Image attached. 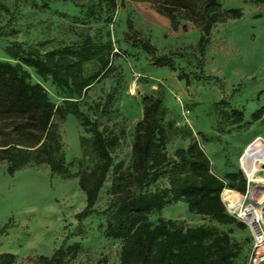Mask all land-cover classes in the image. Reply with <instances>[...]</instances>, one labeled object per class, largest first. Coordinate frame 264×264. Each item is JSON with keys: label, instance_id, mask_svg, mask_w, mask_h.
<instances>
[{"label": "rangeland", "instance_id": "obj_1", "mask_svg": "<svg viewBox=\"0 0 264 264\" xmlns=\"http://www.w3.org/2000/svg\"><path fill=\"white\" fill-rule=\"evenodd\" d=\"M220 1L226 8L241 7L243 16L215 23L202 59L198 44L203 31L197 15L169 9L158 0H0V60L17 62L5 51L15 43L45 52L90 37L108 47L106 65L98 58L85 63V75L95 78L81 93L25 66L32 82L42 83L53 102L77 101L107 137H118L113 166L95 205L99 211L112 203L115 171L129 177L137 171L142 97L158 93L165 95L169 154L199 139L213 170L221 176L241 171L247 178L246 191L250 188L252 199L264 206V181L250 180L240 163L247 145L264 139V110L257 112L264 106V3ZM128 19L155 45L156 54L173 59L174 67L152 64L148 53L127 42ZM180 73H190V83ZM57 120L71 171H79L80 160L83 168L95 170L100 156L93 132L73 113L58 115ZM261 168L264 177V164ZM233 183V190L244 194L240 182ZM167 186L164 174L144 190ZM85 206L79 177L53 175L47 164L35 163L10 175L7 163H0V228L8 225L0 236V252H13L16 264H43L42 257L51 258L66 242L79 245L69 255V264H120L122 240L107 235L105 216H88L83 231L72 234L79 225L76 215ZM160 217L185 226L211 224L231 231L243 246L238 263H247L252 244L248 227L210 221L190 212L183 201L151 213L150 221L155 225Z\"/></svg>", "mask_w": 264, "mask_h": 264}, {"label": "trees", "instance_id": "obj_2", "mask_svg": "<svg viewBox=\"0 0 264 264\" xmlns=\"http://www.w3.org/2000/svg\"><path fill=\"white\" fill-rule=\"evenodd\" d=\"M158 1L169 9L197 15L203 31L198 44L202 59L206 56L215 23L243 16L241 7L226 8L220 0ZM250 1L264 3V0ZM127 25V42L148 53L152 64L174 67L171 57L156 54L155 45L135 27L132 19H128ZM106 48V44L96 43L90 37L45 52L37 48L24 49L16 43L6 46V53L17 62L0 60V163H7L10 175L35 163L47 164L53 175L79 177L80 187L86 193V206L77 213L79 225L72 234L83 231V220L88 216H105L107 235L122 240L120 264H239L243 246L231 231L211 224L185 226L164 217L155 225L150 221L151 213L183 201L190 212L210 221L247 227L228 212L222 198L225 188L235 189V181L240 182L239 190L246 192L247 178L241 171L225 176L216 173L206 150L194 138L187 147L169 154V134L163 121L167 111L163 93L142 97L144 118L140 126L143 134L136 141L137 171L129 177L116 170L112 203L103 211L96 208L99 192L113 166L112 151L118 144V137H107L96 121L79 108L77 101L68 98L60 105L53 102L42 83L32 82L25 66L34 68L44 79L51 78L58 86L81 93L95 78L85 75V63L98 58L106 65ZM179 77L185 78L187 83L191 81L190 73H180ZM263 110L264 106L257 112ZM66 113L80 118L94 134L100 162L93 171L83 168L82 160L79 171H71L72 163L66 158L57 120L58 115L64 117ZM164 174L168 176L169 186L144 190ZM7 227L6 224L0 228V236ZM78 248V244L66 246L64 242L51 258L42 257L43 264H69V255L76 253ZM0 264H16V255L0 252Z\"/></svg>", "mask_w": 264, "mask_h": 264}, {"label": "built area", "instance_id": "obj_3", "mask_svg": "<svg viewBox=\"0 0 264 264\" xmlns=\"http://www.w3.org/2000/svg\"><path fill=\"white\" fill-rule=\"evenodd\" d=\"M222 198L228 212L244 222L251 231L252 244L246 264H264V206L252 199L250 188L240 195L233 189L225 188Z\"/></svg>", "mask_w": 264, "mask_h": 264}, {"label": "bare ground", "instance_id": "obj_4", "mask_svg": "<svg viewBox=\"0 0 264 264\" xmlns=\"http://www.w3.org/2000/svg\"><path fill=\"white\" fill-rule=\"evenodd\" d=\"M240 163L250 180L264 181V177L260 174L261 166L264 164L263 138H256L247 145Z\"/></svg>", "mask_w": 264, "mask_h": 264}]
</instances>
